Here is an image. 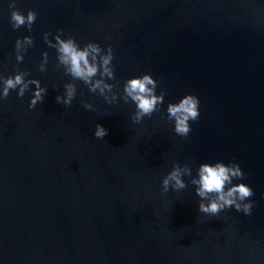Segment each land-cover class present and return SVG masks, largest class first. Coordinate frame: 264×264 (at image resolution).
Here are the masks:
<instances>
[{
  "label": "water",
  "instance_id": "1",
  "mask_svg": "<svg viewBox=\"0 0 264 264\" xmlns=\"http://www.w3.org/2000/svg\"><path fill=\"white\" fill-rule=\"evenodd\" d=\"M9 2L0 0V73L16 65L15 40L31 35L16 66L47 94L31 111L30 92L0 101V264H264V0H16L37 13L31 32L11 29ZM57 29L112 46L110 83L151 73L166 93L161 112L133 125L132 105H108L79 82L69 107L55 103L69 78L43 33ZM188 93L200 115L183 139L161 114ZM233 158L246 174L233 183L254 193L250 216L204 217L190 184L160 192L173 162L195 174Z\"/></svg>",
  "mask_w": 264,
  "mask_h": 264
},
{
  "label": "clouds",
  "instance_id": "2",
  "mask_svg": "<svg viewBox=\"0 0 264 264\" xmlns=\"http://www.w3.org/2000/svg\"><path fill=\"white\" fill-rule=\"evenodd\" d=\"M15 5L16 0H10L8 3L11 29L16 31L24 27L31 32L37 13L29 9L25 14ZM43 41L49 48L54 49L55 68L62 69L63 74L69 78L62 85L63 92L55 96V103L65 108L69 107L77 96L76 82H79L92 95L102 97L108 105L117 103L118 98L124 104L132 105L130 122L133 125H140L146 117L151 118L154 113L161 112L166 93L161 88L157 94L159 82L151 73L132 76L125 79L122 84L109 82L115 80L111 45L102 48L95 41L80 43L73 36L65 35L62 29H57L52 34L43 33ZM33 43L31 35L18 37L15 40L13 50L16 65L23 62L25 52L33 46ZM48 64V52H41L38 70L41 73L46 72ZM16 65L13 66L11 74L0 73V101L7 99L12 91H15L17 98H23L26 92H30L27 107L31 111L38 103H43L47 87L42 86L39 79L28 78L29 72L20 70ZM117 84L120 86L117 87ZM80 95L83 96V92ZM199 103L197 96L184 94L177 101L167 103L161 119L171 125L175 136L187 139L192 131L190 121L195 122L200 115ZM80 104L85 110L97 111L92 103L83 99ZM107 132L108 130L102 125L96 124L93 136L97 140H103ZM245 175L234 158L228 163L219 160L200 163L195 168V174L189 163L173 162L170 170L160 178V192L161 194H167L169 191L179 193L190 184L194 188L195 196L198 197L197 212L204 217H217L229 208L250 216L254 206V201L250 199L254 195L252 188L243 182L233 183V181H242Z\"/></svg>",
  "mask_w": 264,
  "mask_h": 264
}]
</instances>
